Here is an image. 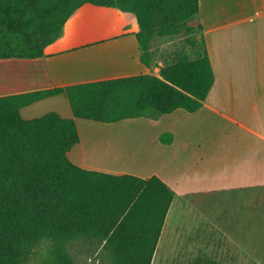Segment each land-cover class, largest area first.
I'll use <instances>...</instances> for the list:
<instances>
[{
  "label": "crops",
  "instance_id": "0c3cea01",
  "mask_svg": "<svg viewBox=\"0 0 264 264\" xmlns=\"http://www.w3.org/2000/svg\"><path fill=\"white\" fill-rule=\"evenodd\" d=\"M189 24L205 41L214 75L202 106L115 123L76 118L79 142L68 158L86 170L124 175L132 163L130 175L157 176L175 192L162 232L178 225L184 234L212 235L213 249L246 251L242 264L258 250L264 264V0H198ZM138 32L133 13L85 3L42 57L0 60V96L159 76L163 61H141ZM49 112L73 118L61 92L20 109L27 120ZM124 122L145 130L132 128L116 148L128 152L129 162H108L116 158L108 151L112 135L128 131L118 126Z\"/></svg>",
  "mask_w": 264,
  "mask_h": 264
},
{
  "label": "trees",
  "instance_id": "16d2710c",
  "mask_svg": "<svg viewBox=\"0 0 264 264\" xmlns=\"http://www.w3.org/2000/svg\"><path fill=\"white\" fill-rule=\"evenodd\" d=\"M117 7L136 16L141 61L150 66L156 37L188 36L189 53L142 74L65 89L0 96V264H76L75 239L99 242L110 264H151L175 192L160 178L80 168L68 158L79 142L75 119L115 123L155 119L178 108L197 111L214 75L205 41L189 25L198 0H0V60L35 59L62 34L83 4ZM199 45V46H198ZM73 118L49 112L24 119L20 109L56 93ZM163 141V138H162Z\"/></svg>",
  "mask_w": 264,
  "mask_h": 264
},
{
  "label": "rangeland",
  "instance_id": "374dc122",
  "mask_svg": "<svg viewBox=\"0 0 264 264\" xmlns=\"http://www.w3.org/2000/svg\"><path fill=\"white\" fill-rule=\"evenodd\" d=\"M192 36H195L197 42L200 43L198 30ZM187 37L184 34L172 37H156L151 42L153 58L159 59L163 63L165 61L171 63L178 53H189ZM118 126L128 130H132V128L145 130L141 124L134 122H124ZM112 127L116 126L109 128ZM124 167L125 170L132 172L130 174L135 172L132 163H127ZM211 238L212 235L184 234L178 225L170 230L165 228L161 233L159 246H157L152 264H242L244 261L243 254L246 251L213 249ZM43 250V245H40L28 264H39V253ZM69 251L76 264H110V257L104 252L102 245L93 239H75L70 243ZM250 252L249 264H261L262 255H259V251L251 250Z\"/></svg>",
  "mask_w": 264,
  "mask_h": 264
},
{
  "label": "bare ground",
  "instance_id": "6f19581e",
  "mask_svg": "<svg viewBox=\"0 0 264 264\" xmlns=\"http://www.w3.org/2000/svg\"><path fill=\"white\" fill-rule=\"evenodd\" d=\"M129 136L130 135V131L128 130H117V132L115 134L112 135L111 137V148L108 150L106 149L105 151H113L116 153V158L107 160L108 162H129L130 161V156L128 154V152H124V153H119V150L116 149L121 143L123 144L124 142H126V140L124 139L125 135ZM122 137V138H121ZM103 163V161L101 162Z\"/></svg>",
  "mask_w": 264,
  "mask_h": 264
}]
</instances>
